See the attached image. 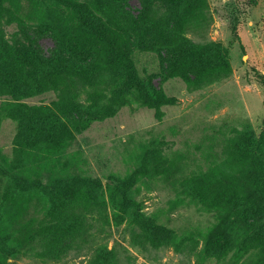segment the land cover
Returning <instances> with one entry per match:
<instances>
[{
  "label": "rangeland",
  "instance_id": "obj_1",
  "mask_svg": "<svg viewBox=\"0 0 264 264\" xmlns=\"http://www.w3.org/2000/svg\"><path fill=\"white\" fill-rule=\"evenodd\" d=\"M263 135L264 0L0 6V264H264Z\"/></svg>",
  "mask_w": 264,
  "mask_h": 264
},
{
  "label": "trees",
  "instance_id": "obj_2",
  "mask_svg": "<svg viewBox=\"0 0 264 264\" xmlns=\"http://www.w3.org/2000/svg\"><path fill=\"white\" fill-rule=\"evenodd\" d=\"M3 1L4 0H0V6L3 5ZM7 19H8L9 23L17 22L21 26H25V24H26V21L22 20L20 18V16H18L15 13H10L9 15H7ZM117 65L120 66L123 64L120 62ZM118 68L121 71V68L120 67H118ZM126 68H127L128 73L127 74H119V75L126 78L125 81L128 82V85L130 84V86H131L133 83L137 84V85L138 84L142 85L144 80H141L137 74H134V69L130 68V64L127 65ZM132 70H133V72L131 74ZM18 94H20V96ZM14 95L18 98V97H23V96H27V95L30 96L31 94L28 93V91L25 90L24 88L23 89L19 88V89H17V91H15ZM152 96L156 100H159L160 92H159L158 88H156V89L154 88V92H153ZM30 112L32 114H34L33 113L34 111L31 110ZM261 137L262 138L259 137L260 139H255V138L251 137L250 139H247V143H249V145L251 146L250 150H251V152H253L254 157L257 160L258 166L260 169V172H259L260 176H259L257 182H258V184H261L264 186V135ZM259 174L255 175V176L257 177ZM250 176L253 177V175H251V174H250ZM86 181L88 182L87 179H84L82 177H74L71 179V181L69 183L71 186H74V185H78V184H81V183L86 182ZM89 182L96 185L98 183V180H95V181L89 180ZM253 209H254V207H253ZM259 218H260V214L259 213L255 214L254 210H252V207H251V208H247L244 211L242 220H243V223L245 226L252 229L253 234L255 236H262L264 238V222L263 223L260 222Z\"/></svg>",
  "mask_w": 264,
  "mask_h": 264
}]
</instances>
